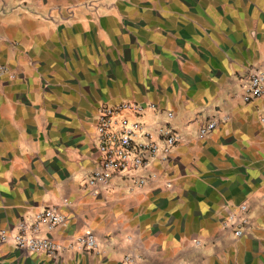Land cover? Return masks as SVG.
I'll return each mask as SVG.
<instances>
[{
	"label": "crops",
	"instance_id": "crops-1",
	"mask_svg": "<svg viewBox=\"0 0 264 264\" xmlns=\"http://www.w3.org/2000/svg\"><path fill=\"white\" fill-rule=\"evenodd\" d=\"M262 65L264 0H0V230L56 205L58 244L98 241L55 259L0 243V264H264V94L241 98ZM120 101L155 105L149 125L172 112L181 141L145 185L92 196V118Z\"/></svg>",
	"mask_w": 264,
	"mask_h": 264
},
{
	"label": "built area",
	"instance_id": "built-area-1",
	"mask_svg": "<svg viewBox=\"0 0 264 264\" xmlns=\"http://www.w3.org/2000/svg\"><path fill=\"white\" fill-rule=\"evenodd\" d=\"M3 70V69H2ZM1 74L4 73L0 71ZM242 101L249 102L264 94V65L251 67L243 79ZM146 109L156 110L153 104L142 105L134 101L101 104L92 118V145L96 154L94 167L83 181V187L92 195L111 188L115 179L140 187L150 179L145 171L151 163L167 162L181 135L171 126L172 112H166L167 120L149 125L141 120ZM264 124V116L260 117ZM217 120L208 119L198 128V136L205 137L215 129ZM64 214L56 205L45 206L32 214L30 219L20 220L14 229L0 230V243L50 259L68 250H94L98 246L96 236L87 232L76 235L66 247L58 244L49 234L65 223ZM251 224L250 208L246 201L235 204L222 220V227L239 238ZM195 244H199L195 241ZM124 262L133 264L131 255ZM191 264V263H187Z\"/></svg>",
	"mask_w": 264,
	"mask_h": 264
}]
</instances>
